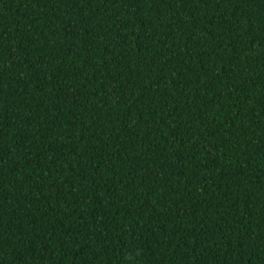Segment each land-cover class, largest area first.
<instances>
[{"label":"trees","instance_id":"1","mask_svg":"<svg viewBox=\"0 0 264 264\" xmlns=\"http://www.w3.org/2000/svg\"><path fill=\"white\" fill-rule=\"evenodd\" d=\"M0 264H264V0H0Z\"/></svg>","mask_w":264,"mask_h":264}]
</instances>
